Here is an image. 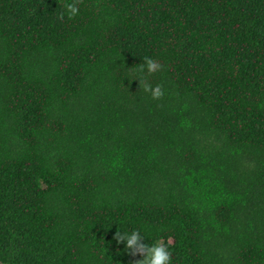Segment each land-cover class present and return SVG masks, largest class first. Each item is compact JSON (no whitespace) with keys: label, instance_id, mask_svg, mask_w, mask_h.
Returning <instances> with one entry per match:
<instances>
[{"label":"trees","instance_id":"obj_1","mask_svg":"<svg viewBox=\"0 0 264 264\" xmlns=\"http://www.w3.org/2000/svg\"><path fill=\"white\" fill-rule=\"evenodd\" d=\"M71 2L0 0V263L264 264V0Z\"/></svg>","mask_w":264,"mask_h":264},{"label":"clouds","instance_id":"obj_2","mask_svg":"<svg viewBox=\"0 0 264 264\" xmlns=\"http://www.w3.org/2000/svg\"><path fill=\"white\" fill-rule=\"evenodd\" d=\"M83 0H72L71 3H66L64 11L60 13V19H63L67 14L69 19H73L79 12V4ZM162 65L159 61L149 57L144 58V64L139 65L137 71L144 73L145 70L149 75L160 70ZM139 85L143 87V90L150 93L154 100L161 99L164 96V91L161 85L153 87L146 78L138 77ZM113 239L117 244L124 243L125 249L128 250L132 256L139 255L141 258L136 259L132 264H171L172 254L168 250V245L162 240L157 239L152 244L144 242V236L139 230H132L131 232L116 231Z\"/></svg>","mask_w":264,"mask_h":264},{"label":"rangeland","instance_id":"obj_3","mask_svg":"<svg viewBox=\"0 0 264 264\" xmlns=\"http://www.w3.org/2000/svg\"><path fill=\"white\" fill-rule=\"evenodd\" d=\"M1 264V263H0Z\"/></svg>","mask_w":264,"mask_h":264}]
</instances>
